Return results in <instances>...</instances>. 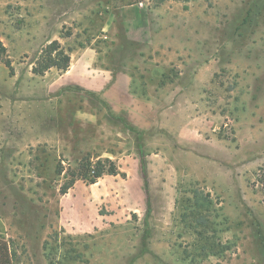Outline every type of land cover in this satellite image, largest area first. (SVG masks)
Segmentation results:
<instances>
[{"label":"rangeland","instance_id":"374dc122","mask_svg":"<svg viewBox=\"0 0 264 264\" xmlns=\"http://www.w3.org/2000/svg\"><path fill=\"white\" fill-rule=\"evenodd\" d=\"M55 40L70 71L33 73ZM0 41V239L14 264H264V0H0ZM127 86L178 115L162 137L181 147L157 162L178 185L153 216L144 137L106 97L135 113ZM107 159L119 174L93 187ZM196 187L220 211L205 225L176 204ZM194 230H217L221 253H201Z\"/></svg>","mask_w":264,"mask_h":264},{"label":"crops","instance_id":"0c3cea01","mask_svg":"<svg viewBox=\"0 0 264 264\" xmlns=\"http://www.w3.org/2000/svg\"><path fill=\"white\" fill-rule=\"evenodd\" d=\"M69 71L70 69L67 72ZM113 85L114 84H110V87H112ZM129 87L130 86H127V94L129 91ZM110 89L108 90V93ZM94 93H100V91L94 90ZM108 93L106 97L108 99L109 106L112 107L113 110L116 112L117 111L121 112V108H125L124 110L128 114L126 115L128 124L132 126L136 132H141L142 136L144 137L142 152L146 153L148 156V161L150 160L146 168L148 185L146 184V187L144 186L146 182V179L144 178L142 182L140 181V183H138V186L142 188V191L139 195L142 199L146 200L145 216H147V214H149V216H151L152 214L153 216V214L154 215L156 214L157 204L163 203L167 199L168 201L173 200L174 196H172L171 190L175 184L176 185L175 191H176V187L178 185L177 183H174L171 180L169 181L165 180L164 174L162 173V170L158 168V163H157L159 162L158 161L159 159H163L162 152L164 151L163 149L166 146H168V143L170 144L171 147V153H175L176 147L180 146V144L177 142L178 141L177 139L173 140L166 137L163 138L166 131H172L173 133H175L176 131H178V129H180V126H176L178 115H174L172 113L174 111H168V112L164 111L163 108L165 107V102L164 99L161 97L159 98L152 96V98L149 97L137 98L128 94L132 99H134L135 104H142L141 109L136 110V112L133 113L130 110L133 109L134 111V106L131 105V107L128 108L126 106L127 103H124L123 98L122 100L117 99L115 101L112 100L111 98L109 99ZM191 141L192 140L181 139V144L188 147L191 146L188 145V143H191ZM193 143L196 145V142H192V144ZM153 148H155L156 151L155 150L153 151ZM185 153H192L191 155L195 154L193 151L185 152ZM151 155L153 156L151 157ZM180 157L182 160H184L187 156L180 155ZM178 161L180 160L178 159ZM179 163H181V161ZM175 166L176 164L174 165V167ZM102 178L99 181L103 180ZM99 181L93 184L92 186L95 187L96 185H98L100 183ZM148 187L149 189H147ZM167 189L169 192L168 195L165 193ZM150 200L153 204L152 206L150 204Z\"/></svg>","mask_w":264,"mask_h":264},{"label":"trees","instance_id":"16d2710c","mask_svg":"<svg viewBox=\"0 0 264 264\" xmlns=\"http://www.w3.org/2000/svg\"><path fill=\"white\" fill-rule=\"evenodd\" d=\"M0 50L3 52L6 51L3 43L0 41ZM71 53L69 50L65 49L62 44L55 40L51 42L48 46H46L40 58L33 68V73L37 75H45L48 71L52 69H57L62 72H67L71 67ZM9 68H12L10 61L6 62ZM134 132L135 129L131 126ZM140 133L141 132H137ZM105 163L110 165V168H106L102 161H98L96 167H90V175H92L91 182L92 184L97 183L104 175H112L117 176L119 174L118 168L112 162V160L107 159ZM72 184L65 187L63 193H67V190L71 188ZM187 192H184V197ZM191 197L182 198V193L180 198L177 200V205L182 206L183 214L182 221L191 219L192 223L194 219H197L196 225L200 223L205 225L204 218H209V216H213L214 218L218 217L219 210L215 206V200L213 199L210 192H206L205 190L196 187L190 191ZM217 230H194V234L199 238L206 237V241L210 239H214L216 237ZM223 250L220 247L218 250H215V244L212 241L206 242V247H203L200 252L207 253L209 256H217L218 253H221ZM0 264H14L13 254L10 250V246L7 242L0 239Z\"/></svg>","mask_w":264,"mask_h":264}]
</instances>
